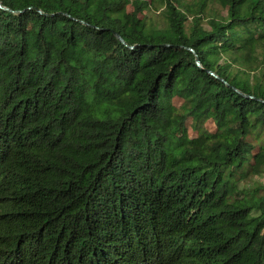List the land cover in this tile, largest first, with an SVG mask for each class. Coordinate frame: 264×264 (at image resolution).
<instances>
[{
    "label": "trees",
    "instance_id": "1",
    "mask_svg": "<svg viewBox=\"0 0 264 264\" xmlns=\"http://www.w3.org/2000/svg\"><path fill=\"white\" fill-rule=\"evenodd\" d=\"M0 264H264V0H0Z\"/></svg>",
    "mask_w": 264,
    "mask_h": 264
},
{
    "label": "rangeland",
    "instance_id": "2",
    "mask_svg": "<svg viewBox=\"0 0 264 264\" xmlns=\"http://www.w3.org/2000/svg\"><path fill=\"white\" fill-rule=\"evenodd\" d=\"M148 1H153V0H148ZM154 1H155V0H154ZM161 11H162V9H161L160 7H158V5H154V6L152 7V9L149 10V12H148V16H149V18H150L151 20L154 21V23L159 24L160 21H161V19H162V17H161L162 15H161V13H160ZM224 13H225V12H224V9H223V7H222L219 3H218V2H213L211 8L208 9V10L206 11V13H205L204 22H205L209 17H211V16H217V15L220 16V15H222V14H224ZM190 21H192V17H191V16H188V20H187V22H190ZM213 59H214V60H213ZM222 59L224 60L225 57L223 56V57L217 59V58H211V57L209 56V57H208V60H207V64H208V66H210V67H215V65H216L218 62H221ZM211 61H212V63H211ZM213 64H215V65H213Z\"/></svg>",
    "mask_w": 264,
    "mask_h": 264
},
{
    "label": "water",
    "instance_id": "3",
    "mask_svg": "<svg viewBox=\"0 0 264 264\" xmlns=\"http://www.w3.org/2000/svg\"><path fill=\"white\" fill-rule=\"evenodd\" d=\"M197 62H199V60ZM210 72H212V71H210Z\"/></svg>",
    "mask_w": 264,
    "mask_h": 264
}]
</instances>
